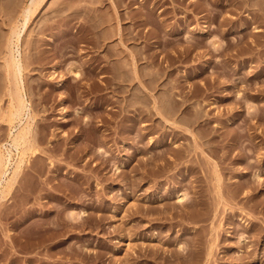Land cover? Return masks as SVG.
Here are the masks:
<instances>
[{
	"label": "rangeland",
	"instance_id": "374dc122",
	"mask_svg": "<svg viewBox=\"0 0 264 264\" xmlns=\"http://www.w3.org/2000/svg\"><path fill=\"white\" fill-rule=\"evenodd\" d=\"M245 1L40 0L16 83L31 0H0V151L29 131L0 264H264V0Z\"/></svg>",
	"mask_w": 264,
	"mask_h": 264
},
{
	"label": "bare ground",
	"instance_id": "6f19581e",
	"mask_svg": "<svg viewBox=\"0 0 264 264\" xmlns=\"http://www.w3.org/2000/svg\"><path fill=\"white\" fill-rule=\"evenodd\" d=\"M245 1V0H244ZM40 2V0H31V3L27 6V8L26 9H24L25 10V12L23 11V17H24V21H23V29L22 30H20V31H17V30H15V29H17V28H13V33H12V37H10L11 38V40H8V41H10V45H7V47H6V50H8L9 51V53H7L6 54V56H8L9 58L8 59H6L8 62H6V64H9V66H11V68L12 69H14V71H12L10 68H8V69H10L11 71H12V73L13 74H11V71H9L10 72V75H12L11 77L13 78V80H15L16 79V77H18V78H20V76L22 75V72H24L23 71V67H24V64H23V62H22V60H23V58H22V54H23V52H22V48H21V39H22V37H23V35H25L24 34V32H25V30L27 29V27H29L28 25H29V22H30V20H31V17H32V13H33V11H34V13H35V9H37V7H39V6H37L36 7V5H38V3ZM42 2V1H41ZM41 2L39 3V4H41ZM245 2H247V0L245 1ZM247 4H249V2L248 3H246V5ZM246 5H244V6H246ZM250 5V4H249ZM248 5V6H249ZM264 5H262L261 7H262V9L264 8L263 7ZM36 7V8H35ZM260 7V8H261ZM248 8V7H247ZM246 8V9H247ZM261 9V10H262ZM263 12H264V9L262 10ZM261 13V14H263V16H264V13ZM22 24V23H21ZM256 27V26H255ZM257 29H260V28H257ZM256 29V30H257ZM203 30V29H202ZM205 31V30H204ZM12 32V31H11ZM11 32H10V34H11ZM27 32V31H26ZM199 32V31H198ZM257 32H259V31H257ZM200 33V32H199ZM9 38V39H10ZM23 40V39H22ZM7 41V42H8ZM8 44V43H7ZM10 59V60H9ZM15 78V79H14ZM21 80V79H20ZM16 81V83H17V80H15ZM15 81H13L14 83H15ZM21 82V81H20ZM59 82V81H58ZM21 84V83H20ZM60 84V83H59ZM18 85V84H17ZM21 86V85H20ZM17 86H16V84H15V88H16ZM18 89V87L16 88V90ZM22 89H23V87H22ZM21 89H20V87H19V90H17L18 92H14V94L16 93V95L18 96V101H17V105L18 106H15L16 107V110L14 109L15 107L13 106L12 107V109H14L15 111L14 112H11L12 113V115H14L15 116V118L17 119H20V120H22L23 119V117L25 118V115L27 116V119L28 118H31L32 117V115H30L31 114V112H30V107H29V105H28V103L29 102H27V100H26V98H25V96H24V94L22 93V90L20 91ZM12 91H14V89L12 90ZM26 94V93H25ZM16 95H13V96H15L16 97ZM14 98L12 97V100H13ZM14 100H16V98L14 99ZM15 102V101H14ZM16 104V103H15ZM30 104V103H29ZM31 105V104H30ZM26 119V118H25ZM25 119H23V120H25ZM26 119V120H27ZM34 119V118H33ZM33 119H31V120H33ZM22 120V121H23ZM25 120V121H26ZM18 121V120H17ZM21 121V122H22ZM25 121H23V127H24V122ZM20 122V123H21ZM19 123V122H18ZM29 122H28V120H27V123H25V124H28ZM22 125H21V127H22ZM30 125V124H29ZM18 126H20L19 124H18ZM25 126H27V125H25ZM29 127V126H28ZM14 128H15V126H14ZM26 129H27V127H25ZM30 128V127H29ZM26 129H24V128H20V129H17V130H14V131H12V134H11V132H10V135H11V141L9 142V144H8V146L7 145H5V150H4V152L3 151H0V170H1V168H2V166H4V169L5 168H8V166H10L9 164H10V162L12 161L11 160V157L13 156V150L15 149V150H18V151H22L21 150V148H22V146L24 145V147H26L27 146V144H28V142H27V144H26V142H25V139L26 138H28V137H25L26 136V134H25V130ZM30 130V129H29ZM26 131H28V130H26ZM29 132V131H28ZM28 134V133H27ZM28 140V139H27ZM26 140V141H27ZM6 144H7V142H6ZM26 144V145H25ZM24 147H23V149H24ZM2 149V148H1ZM0 149V150H1ZM16 152V151H15ZM20 154H21V152H20ZM19 156V155H18ZM20 157V156H19ZM13 158V157H12ZM13 163V162H12ZM17 163V162H16ZM15 162L13 163V164H16ZM18 164V163H17ZM16 164V166L14 165V167L15 168H12V170H11V172L12 173H10L11 175H10V177H5L6 175H8L7 174V169H3L2 168V175H1V173H0V175H1V178H0V199L2 198V197H4V192H6L5 191V189H8L9 188V186L11 187V185H12V183L13 182H15L16 181V178H17V174H18V169H19V165H17ZM10 168V167H9ZM1 172V171H0ZM10 172V171H9ZM5 177V178H4ZM8 187V188H7ZM183 195V196H182ZM180 198V200H184L185 199V197L187 196V195H185L184 193H181V195H178ZM178 196H177V199H178ZM188 197V196H187ZM186 197V198H187ZM178 199V201H180ZM186 201V200H185ZM181 202V201H180ZM183 202V201H182ZM185 204H187V202L185 203ZM183 205H184V202H183ZM179 247H181V245L179 246ZM179 249V248H178ZM181 249V248H180Z\"/></svg>",
	"mask_w": 264,
	"mask_h": 264
}]
</instances>
